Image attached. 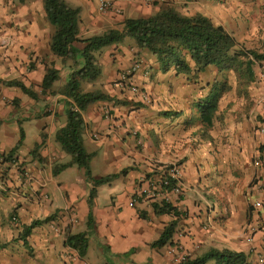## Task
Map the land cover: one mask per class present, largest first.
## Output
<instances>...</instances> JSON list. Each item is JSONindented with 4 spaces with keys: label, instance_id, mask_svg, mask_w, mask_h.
Returning a JSON list of instances; mask_svg holds the SVG:
<instances>
[{
    "label": "crops",
    "instance_id": "0c3cea01",
    "mask_svg": "<svg viewBox=\"0 0 264 264\" xmlns=\"http://www.w3.org/2000/svg\"><path fill=\"white\" fill-rule=\"evenodd\" d=\"M65 1L81 10V39L122 29L125 19L147 17L167 5L185 15H205L237 38L226 19L245 8L243 0H108L122 13L117 24L113 12H101L102 0L98 9L91 0ZM250 25L255 33L256 26ZM53 33L43 0H0V264H177L181 254L198 256L212 249L244 252L247 264H264V164H256L258 158L264 162L261 66L255 62L258 78L242 85L214 66L197 75L178 74L174 68L164 73L157 58L136 43L129 56L119 44L96 53L102 72L96 80H81L85 92L100 88L120 100L124 89L110 83L139 60L134 80L148 98L129 94L132 103L99 101L82 112L84 146L93 155L92 179L119 175L96 187L90 230L93 181L76 165L59 169L71 155L56 139L67 125L72 103L60 88L79 78V66L51 52ZM50 68L59 72V79L42 92ZM226 78H231L230 89L222 94L213 126L203 130L199 120L191 121L194 104L205 85ZM11 80L22 82L38 97L3 84ZM21 128L22 145L13 158H4L19 142ZM174 162L184 170V191L166 202L175 211H156L154 204L161 205L162 199H151L145 190L150 179ZM257 202L263 208L256 209ZM34 221L41 223L25 235ZM172 221L173 244L153 247ZM77 233L88 234L83 257L66 245L67 236ZM176 245L181 251L174 250ZM71 255L78 258L71 260Z\"/></svg>",
    "mask_w": 264,
    "mask_h": 264
},
{
    "label": "trees",
    "instance_id": "16d2710c",
    "mask_svg": "<svg viewBox=\"0 0 264 264\" xmlns=\"http://www.w3.org/2000/svg\"><path fill=\"white\" fill-rule=\"evenodd\" d=\"M43 2L47 18L54 26L50 45L51 52L63 60L72 59L75 66H79L76 74L79 78H71L64 87V93L72 99V103L67 110V125L58 131L56 139L62 149L71 155V161L61 165L59 169L76 165L84 170L88 179L93 181L94 188L90 193L88 216V229L91 230L95 224L92 214V200L95 197L96 187L119 176L112 174L100 179H92L90 164L93 155L86 150L83 142L85 123L82 112L91 104L99 101L119 103L118 100L103 92H85L82 89L81 80H96L102 72L95 54L106 47L122 43L127 37H131L135 40L138 48L149 51L157 58L164 73L174 68L178 74L195 72L197 75L214 66L220 72L226 73L224 77H227L226 75L237 77V83L242 85L256 81L255 62L263 63L264 54L246 49L223 25L216 24L209 17L202 14L185 15L172 5L164 6L158 12L147 17L125 19L122 29H110L104 33L81 39L80 8L70 5L65 0H43ZM78 43H82L84 47H76ZM191 62L194 63L193 67ZM58 75L59 72L56 69L47 70L41 85L42 92L52 88L54 82L59 79ZM230 79L226 78L219 83H213L212 86L208 84L203 87L205 92L194 104L196 113L191 119V121L199 120L203 130L213 126L222 94L230 89ZM3 84L8 87L19 88L33 99L38 97L34 91L20 81H3ZM1 123L0 119V126ZM20 130L19 142L12 151L3 155L4 158H13L15 152L22 145L24 132L22 128ZM124 172L125 170L122 171V173ZM158 208L175 211L164 201L161 205L154 204L156 211ZM175 215L178 216L179 213L175 212ZM40 223L41 221H34L24 230L25 235L31 228ZM175 227L176 221H172L152 246L161 248L173 244ZM66 245L75 249L83 257L89 247L88 234H69ZM247 261L248 255L244 252L212 249L202 255L186 256L178 264H247Z\"/></svg>",
    "mask_w": 264,
    "mask_h": 264
},
{
    "label": "rangeland",
    "instance_id": "374dc122",
    "mask_svg": "<svg viewBox=\"0 0 264 264\" xmlns=\"http://www.w3.org/2000/svg\"><path fill=\"white\" fill-rule=\"evenodd\" d=\"M18 2H20V0H18ZM91 4L96 9H98L99 0H91ZM151 4H154V3H151ZM240 4H242L245 8L243 9V11H241L239 14H237V17L231 16V17L227 18L226 19L227 25L229 26L230 29H232L237 34V38L241 42H243L244 45H246L249 48H254V49H248V48H246V49L254 50L260 54H264V4L260 1L256 2L255 0H243ZM257 5H261V6L257 7ZM251 7H255V9L252 10ZM101 12H103V11H101ZM107 12H113L115 14L114 16H112V19H114V21L117 24H120L122 22V20L120 18V16H122L121 12H120L121 14L114 11V10L107 11ZM118 14H120V15H118ZM140 15H135L133 17L136 18V17H139ZM144 15L145 14H143L141 17H143ZM126 16L129 17L128 15H126ZM251 22L254 23V27L256 26L255 33L252 32V31H254V28L251 27V25H250ZM133 44H135V40L131 37H127L122 43L119 44V46H120L121 51L129 56L130 55V46ZM106 48H108V47H106ZM256 62H257L258 67L260 69L261 62H258V61H256ZM126 71L127 70L123 71L122 73H124ZM232 77H234V75H232ZM257 78H258V76H257ZM133 81L135 82L136 85H139V88L142 90V92L145 93L142 85L139 84L137 81H135L134 77H133ZM110 84H112V85L120 84V86H122L121 83H119L118 79L115 80L114 82L110 83ZM61 87L62 88H60V89H62V92H63L65 86L62 85ZM122 88L124 89V92H122V93H124L125 95H123V97L120 100H118V102H119L118 104H122L124 102L125 103H132L133 101L131 102L129 100V94L135 96L136 98L140 97L139 95L133 94L127 86H122ZM95 91L103 92L104 90L102 91L100 88H98V89H95ZM111 102H113V101H109V103H111ZM138 103L143 104L141 102H138ZM137 104H135L134 106L136 107ZM105 107H107V109H108L106 114H108V116H109L112 112V109L109 108L110 107L109 104H107ZM96 163H99V162H96Z\"/></svg>",
    "mask_w": 264,
    "mask_h": 264
},
{
    "label": "built area",
    "instance_id": "2783aa9c",
    "mask_svg": "<svg viewBox=\"0 0 264 264\" xmlns=\"http://www.w3.org/2000/svg\"><path fill=\"white\" fill-rule=\"evenodd\" d=\"M159 0H147L149 3H156ZM100 10L103 12L114 10L118 13H120V9H117L116 6L108 1V0H102L100 2ZM141 68V62L138 60H135L132 64V66L124 72L120 79L119 83H121L122 86H127L130 91L135 94L139 95L143 101L147 100V94L142 92V90L139 88V85H136L133 81V77L135 76L136 72ZM260 82L262 84V102L264 105V62L261 65V73H260ZM264 164L263 160L261 158H258L256 161L257 166H260L261 164ZM27 175V173H26ZM184 170L180 163H170L165 165L162 168L161 174L158 178H152L149 181V188L145 190V192L150 196L151 199H158L161 198L162 201L168 202L170 195L176 194V195H182L184 191L183 186V180H184ZM134 205V201L130 202V206ZM255 208L260 209L263 208L262 203H255ZM174 250L176 252L181 251L180 246H175ZM186 255L181 254L177 261L180 263L184 260ZM78 257L71 255L70 259L74 260ZM177 263V264H178Z\"/></svg>",
    "mask_w": 264,
    "mask_h": 264
}]
</instances>
